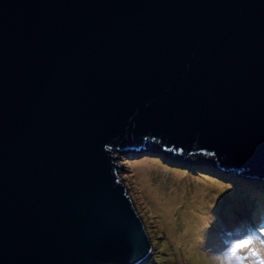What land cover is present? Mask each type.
<instances>
[{
	"label": "water",
	"instance_id": "obj_1",
	"mask_svg": "<svg viewBox=\"0 0 264 264\" xmlns=\"http://www.w3.org/2000/svg\"><path fill=\"white\" fill-rule=\"evenodd\" d=\"M147 145L264 181V0H0V264H144Z\"/></svg>",
	"mask_w": 264,
	"mask_h": 264
},
{
	"label": "rangeland",
	"instance_id": "obj_2",
	"mask_svg": "<svg viewBox=\"0 0 264 264\" xmlns=\"http://www.w3.org/2000/svg\"><path fill=\"white\" fill-rule=\"evenodd\" d=\"M113 155L117 156L116 162L121 166L118 174L152 246L144 264H216L217 254L225 248L227 264H264L257 257L256 247V242H264V226L248 231L239 242H231L240 237H231L227 232L224 237V231L251 212L255 220H264V181L224 172L199 153L179 158L147 145L141 152L114 151ZM140 167L149 175L150 185L164 190L158 201L172 206L169 221L166 216L163 220L154 211L158 208L154 201L148 200L151 191L140 184ZM197 185L207 187L202 200L195 191ZM175 195L176 200L171 197ZM190 231L191 241L184 236ZM239 233L240 230L236 231ZM225 238L230 240V246L225 244Z\"/></svg>",
	"mask_w": 264,
	"mask_h": 264
},
{
	"label": "bare ground",
	"instance_id": "obj_3",
	"mask_svg": "<svg viewBox=\"0 0 264 264\" xmlns=\"http://www.w3.org/2000/svg\"><path fill=\"white\" fill-rule=\"evenodd\" d=\"M116 152V151H115ZM139 173H140V184L141 186L146 189L147 192L151 191V194H149L147 196L148 200H153L155 205L158 207L156 209H154L155 212L160 213L162 219L164 220V217H168V221L171 219L172 216V209H171V205L164 206L163 203H159V195L161 191H164L162 189H160V187L158 185L156 186H152L150 185L149 182V175L146 173V171L143 169V167H140V169H138ZM152 186V187H151ZM207 189V187L205 185H197V187H195V191L197 192V196L202 200V193ZM173 199H177V195L175 196H171ZM169 197V198H171ZM181 198V197H180ZM204 210V208H202ZM205 213V212H204ZM187 224V220L185 221ZM199 222V220H198ZM168 223V222H167ZM185 227V225H184ZM193 232V231H192ZM190 235H191V231L187 234L184 235L187 239H189L190 241L193 239H190ZM179 240V238H177ZM228 256L230 258L231 256V252L228 253Z\"/></svg>",
	"mask_w": 264,
	"mask_h": 264
},
{
	"label": "clouds",
	"instance_id": "obj_4",
	"mask_svg": "<svg viewBox=\"0 0 264 264\" xmlns=\"http://www.w3.org/2000/svg\"><path fill=\"white\" fill-rule=\"evenodd\" d=\"M256 247L258 249L257 257L260 258L261 260H264V242H259V241L256 242ZM226 253H227V248H225L222 252L217 254L216 264H227L226 259H224Z\"/></svg>",
	"mask_w": 264,
	"mask_h": 264
},
{
	"label": "trees",
	"instance_id": "obj_5",
	"mask_svg": "<svg viewBox=\"0 0 264 264\" xmlns=\"http://www.w3.org/2000/svg\"><path fill=\"white\" fill-rule=\"evenodd\" d=\"M243 218V217H242ZM242 218H240V219H242ZM241 221V220H240ZM245 223H248V221H247V218H245L244 220H242L239 224H235L233 227H229L228 229H229V232H231V231H234V230H237V228L239 227V226H241L242 224H245Z\"/></svg>",
	"mask_w": 264,
	"mask_h": 264
}]
</instances>
